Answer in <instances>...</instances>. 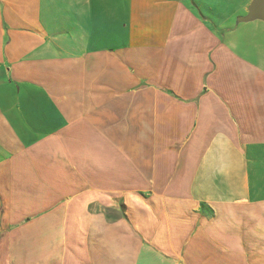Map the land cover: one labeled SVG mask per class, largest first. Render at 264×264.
<instances>
[{
    "label": "crops",
    "instance_id": "1",
    "mask_svg": "<svg viewBox=\"0 0 264 264\" xmlns=\"http://www.w3.org/2000/svg\"><path fill=\"white\" fill-rule=\"evenodd\" d=\"M254 0H0V264H264Z\"/></svg>",
    "mask_w": 264,
    "mask_h": 264
},
{
    "label": "water",
    "instance_id": "2",
    "mask_svg": "<svg viewBox=\"0 0 264 264\" xmlns=\"http://www.w3.org/2000/svg\"><path fill=\"white\" fill-rule=\"evenodd\" d=\"M264 21V0H254L250 6L249 14L242 19V22Z\"/></svg>",
    "mask_w": 264,
    "mask_h": 264
}]
</instances>
